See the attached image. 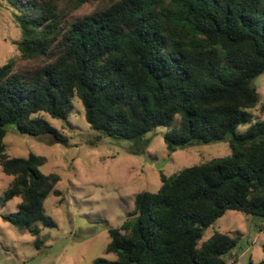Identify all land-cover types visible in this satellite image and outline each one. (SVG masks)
<instances>
[{"label":"trees","instance_id":"obj_1","mask_svg":"<svg viewBox=\"0 0 264 264\" xmlns=\"http://www.w3.org/2000/svg\"><path fill=\"white\" fill-rule=\"evenodd\" d=\"M21 39L18 67L0 65V167L13 178L1 205L20 199L5 222L27 231L56 228L45 203L61 181L42 156L7 154V128L67 141L45 116L67 122L79 99L91 131L143 156L154 134L172 155L225 142L231 155L161 174L134 210L109 230L94 264H229L238 239L205 232L228 212L264 220V121L254 81L264 74V0H5ZM88 4L86 14L77 15ZM240 127H247L240 133ZM264 253V247H263ZM248 264H264L252 259Z\"/></svg>","mask_w":264,"mask_h":264},{"label":"rangeland","instance_id":"obj_2","mask_svg":"<svg viewBox=\"0 0 264 264\" xmlns=\"http://www.w3.org/2000/svg\"><path fill=\"white\" fill-rule=\"evenodd\" d=\"M5 0H0V65L18 58L13 42L21 39L19 28ZM96 4H88L77 12H91ZM260 95V104L251 111L253 120L264 121V74L254 81ZM45 118L59 129L67 140L54 142L50 138L36 139L20 134L15 127L7 128L5 144L12 158H27L33 153L45 157L41 167L44 174L57 173L61 181L51 195L45 209L56 228L43 227L40 238L43 247H35V238L0 218V264H94L98 259L115 261V255L106 254L110 243L109 230L119 228L134 210V201L142 192H157L161 174L170 177L184 169L231 155L228 143L196 144L169 155L163 136L166 130L154 134L153 143L143 156L129 154L128 143L103 138L93 133L86 122L84 108L75 99L67 122ZM247 127H240L245 133ZM13 178L0 167V215H14L20 199L1 205L4 192ZM224 233L238 239L229 264L259 263L264 258V220L247 217L240 212H228L210 227L204 236Z\"/></svg>","mask_w":264,"mask_h":264}]
</instances>
